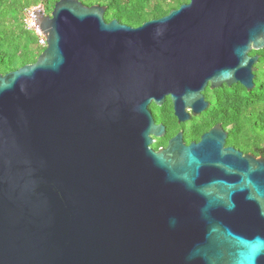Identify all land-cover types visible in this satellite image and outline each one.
I'll use <instances>...</instances> for the list:
<instances>
[{"label": "water", "instance_id": "95a60500", "mask_svg": "<svg viewBox=\"0 0 264 264\" xmlns=\"http://www.w3.org/2000/svg\"><path fill=\"white\" fill-rule=\"evenodd\" d=\"M59 0L47 47L0 73V264H264V157L219 124L155 150L205 92L256 88L264 0H190L134 28Z\"/></svg>", "mask_w": 264, "mask_h": 264}, {"label": "trees", "instance_id": "16d2710c", "mask_svg": "<svg viewBox=\"0 0 264 264\" xmlns=\"http://www.w3.org/2000/svg\"><path fill=\"white\" fill-rule=\"evenodd\" d=\"M59 0H0V73L6 74L35 63L45 48L39 45L38 36L28 30L24 23L27 9L43 5L49 15ZM87 6L103 5L108 7L105 19H114L128 26L137 28L145 22L160 19L172 10L180 8L190 0H81ZM260 54L257 67L256 88L249 91L241 84L232 87L225 85L219 89H211L209 99L211 107L203 116L191 123H177L176 117L170 122V133L167 138L160 139L154 147L166 146L168 139L185 130V141L190 144L199 141L215 124L222 123L230 131L227 145L235 146L244 152H252L253 148L264 143V82L260 78L264 64V50L253 52ZM172 104L165 107L170 111Z\"/></svg>", "mask_w": 264, "mask_h": 264}, {"label": "flooded vegetation", "instance_id": "af4514ba", "mask_svg": "<svg viewBox=\"0 0 264 264\" xmlns=\"http://www.w3.org/2000/svg\"><path fill=\"white\" fill-rule=\"evenodd\" d=\"M263 51V50H262ZM252 55H257V54H252ZM260 55V54H259ZM261 56V55H260ZM262 57V56H261ZM262 67H263V69H264V64L262 65ZM256 68H257V66H256ZM258 70V69H257ZM263 82H264V77H263ZM211 92V89H208L206 92H205V96H206V99H207V101H209L210 102V107H211V105H212V101L209 99V93ZM169 104H172V107H171V105H170V107H171V109H170V111H165V110H167V109H165V107H168L169 106ZM209 107V108H210ZM151 108V110H152V112H153V115H154V118H155V120H156V123L157 124H163V125H165V127H166V134L162 137V138H154V144L152 145V147L155 149V150H160V149H162V148H167L168 147V144H169V141L173 138V137H175V136H172V137H170L169 139H168V143H167V145L166 146H163V147H161L160 149H156L155 147H154V145L160 140V139H164V138H167L168 137V135H169V133H170V122L168 123V122H166L164 119H165V117H168V118H170L171 120H174V118L176 117V115H175V108H174V104H173V101H172V99H171V97H167L166 99H165V101H164V103H163V105L161 106V107H159V106H157V105H155V104H152V106L150 107ZM206 112V111H205ZM192 114V118H191V120L189 121V122H187V123H180L179 122V119L176 117V119H177V123H179L180 125H182V124H191V123H193V122H195V121H197V120H199L202 116H203V114L204 113H202L201 115H196V114H194V113H191ZM165 116V117H164ZM174 117V118H173ZM219 124H221L222 126H223V124L222 123H217V124H215L213 127H215L216 125H219ZM212 127V128H213ZM224 127V126H223ZM211 128V129H212ZM225 129V128H224ZM226 131H228L229 132V137H230V131L229 130H227V129H225ZM181 131H183L184 132V138H185V130H180L179 132H181ZM178 132V133H179ZM229 139V138H228ZM200 141V140H199ZM199 141H196V142H199ZM227 143H228V141H227ZM227 146H231V145H227ZM231 147H234L235 149H237V150H239V151H242L243 153H244V155H254L255 157H257V158H262V157H264V143H262V145H261V147H256V148H253V151L252 152H244L243 150H241V149H239V148H237V147H235V146H231ZM259 236L260 237H262V238H264V233H260L259 234Z\"/></svg>", "mask_w": 264, "mask_h": 264}, {"label": "built area", "instance_id": "2783aa9c", "mask_svg": "<svg viewBox=\"0 0 264 264\" xmlns=\"http://www.w3.org/2000/svg\"><path fill=\"white\" fill-rule=\"evenodd\" d=\"M44 13L46 15V9L43 5L36 6L35 8H29L24 13V23L28 30L34 32L39 39V45L42 48L47 47V39L42 33L39 25H38V16L39 14Z\"/></svg>", "mask_w": 264, "mask_h": 264}, {"label": "rangeland", "instance_id": "374dc122", "mask_svg": "<svg viewBox=\"0 0 264 264\" xmlns=\"http://www.w3.org/2000/svg\"><path fill=\"white\" fill-rule=\"evenodd\" d=\"M39 5H40V4H39ZM39 5H36V6H39ZM36 6H33V7H31V8H35ZM257 67H259V64L257 65ZM263 77H264V69H263V67H261L260 78L263 79Z\"/></svg>", "mask_w": 264, "mask_h": 264}]
</instances>
